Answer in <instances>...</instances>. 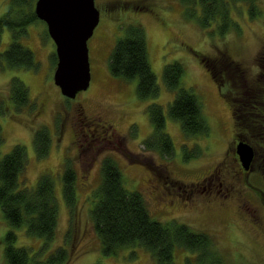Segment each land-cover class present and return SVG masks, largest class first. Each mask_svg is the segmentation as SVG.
<instances>
[{
	"label": "rangeland",
	"instance_id": "374dc122",
	"mask_svg": "<svg viewBox=\"0 0 264 264\" xmlns=\"http://www.w3.org/2000/svg\"><path fill=\"white\" fill-rule=\"evenodd\" d=\"M184 1L95 0L101 20L88 43L92 79L89 89L75 99L64 97L54 83L56 67L51 56L56 47L46 35L48 30L43 22L28 27L27 36L21 41L34 53L38 69L0 67V126L5 139L0 160L14 146H24L28 166L20 179L21 189L35 188L41 175L51 174L60 207L53 242L46 244L41 239L29 238L25 228L16 231L18 246L31 249V257L40 253L39 260L45 261L57 249L67 248L71 252L68 264H158L139 246L124 248L117 256L103 253L91 211L98 201L94 193L101 185V165L111 158L121 170L125 188L144 196L154 221L177 222L195 232L212 235L223 264H264V204L262 200L256 201L247 181L239 176L242 170L235 152L238 135L233 105L225 96L227 89L220 88L199 58V54L212 59L225 52L244 70L232 75L237 82L234 89L243 85L242 90H251L260 75L257 59L264 48V0L259 2L262 13L256 20L250 18L247 5L233 6L232 18L242 31H231L224 38L218 34V21L208 29L201 28L188 11L191 6ZM7 8L8 0H0V16ZM200 13L198 8L195 15ZM130 25L142 26L146 32L148 58L160 88L157 99L140 100L137 81L127 82L110 73L111 53ZM1 36L0 54L12 42L8 29ZM174 62L182 63L186 70L181 87L192 89L202 103L210 127L208 135L187 138L180 123L168 115L169 104L176 95L165 88L163 73L165 66ZM13 78L28 87L32 108L16 111L8 89ZM152 104L164 108L166 133L175 147L171 159L144 148L143 142L153 133L148 113ZM94 123L109 127L112 133L107 142L101 140L89 146L91 140L84 135L94 129ZM44 127L50 132L52 147L48 157L41 160L36 157L33 136ZM256 150L262 151L260 147ZM65 161H72L78 175L74 216L63 197ZM254 173L248 182L264 193V161L257 162ZM220 181L224 193L230 190L227 198L204 191L209 183ZM249 202L256 208L257 219L241 208L243 204L250 207ZM10 230L0 209V264H7L3 239ZM70 230L71 246L66 238ZM187 255L176 250L175 264H185Z\"/></svg>",
	"mask_w": 264,
	"mask_h": 264
},
{
	"label": "trees",
	"instance_id": "16d2710c",
	"mask_svg": "<svg viewBox=\"0 0 264 264\" xmlns=\"http://www.w3.org/2000/svg\"><path fill=\"white\" fill-rule=\"evenodd\" d=\"M37 0H8L7 11L0 16V46L2 32L8 29L12 34L9 48L0 54V67L11 70H37L34 53L23 46L22 39L27 29L42 22L35 13ZM184 1V0H182ZM191 7V17L197 18L203 29L219 22L218 34L224 38L231 31L241 34V27L231 15L233 6L245 4L249 16L256 20L261 15L260 0H185ZM200 16L197 17V9ZM44 23V22H43ZM48 37V31L46 33ZM199 58L210 71L220 88L227 89L225 96L233 105L237 135L240 140L251 141L256 150L255 161H264V48L257 59L260 75L250 90L234 89L233 74L244 71L242 66L225 52L216 58L200 55ZM57 66V56H51ZM185 67L180 62L166 65L163 73L165 88L176 95L169 104L168 115L180 123L187 138L208 135L210 127L206 120L200 99L193 90L181 87ZM110 73L127 82L137 81V96L140 100H154L160 96L157 76L148 58L146 32L142 26L130 25L124 38L117 41L110 56ZM241 74V73H240ZM10 99L16 111L32 108L28 87L18 78L8 85ZM247 91V92H246ZM148 113L153 133L144 142L145 150L157 152L171 159L175 147L166 133L164 108L157 104L149 105ZM134 133V132H133ZM5 139L0 126V147ZM33 145L38 159H46L51 152L52 139L48 128L35 132ZM187 150V149H186ZM187 154V153H186ZM189 155L185 159H189ZM257 159V160H256ZM28 166V153L24 146L16 145L11 152L0 160V209L11 230L3 239L4 257L7 264H68L71 252L59 248L45 261H40V253L33 254L31 249L18 246L16 231L26 229V236L41 239L46 244L54 241L60 215L56 197V186L51 174L40 176L35 188L20 187L21 176ZM63 173V197L71 216L77 204L78 175L72 161H65ZM260 190L258 187H256ZM261 194L264 195L263 191ZM98 200L91 211L96 234L102 244L103 253L117 256L124 248L141 247L150 253L158 264H175L176 250L188 253L185 264H223L215 239L206 232H195L189 226L177 222L161 223L151 218L144 196L140 192H130L124 186V179L117 163L107 158L101 165V185L94 193ZM72 230L67 234V245L71 246Z\"/></svg>",
	"mask_w": 264,
	"mask_h": 264
},
{
	"label": "water",
	"instance_id": "95a60500",
	"mask_svg": "<svg viewBox=\"0 0 264 264\" xmlns=\"http://www.w3.org/2000/svg\"><path fill=\"white\" fill-rule=\"evenodd\" d=\"M35 13L47 26L56 47L54 83L61 94L75 99L89 89L92 74L88 43L101 20L95 0H37ZM239 160L249 171L255 160L254 147L245 140L236 146Z\"/></svg>",
	"mask_w": 264,
	"mask_h": 264
},
{
	"label": "flooded vegetation",
	"instance_id": "af4514ba",
	"mask_svg": "<svg viewBox=\"0 0 264 264\" xmlns=\"http://www.w3.org/2000/svg\"><path fill=\"white\" fill-rule=\"evenodd\" d=\"M93 127H94V129L93 130H90L89 134L87 133V134L84 135L86 138H89V140H91L90 143H89V146L95 145L96 143H100L101 140H104V141L107 142L108 135L112 133V131L110 130V128L107 127V126L101 125L99 123L98 124L94 123ZM237 141H238L237 142V144H238L239 141H240V138L239 137H237ZM235 152H236V148H235ZM236 155H237V152H236ZM238 160H239V157H238ZM237 162L240 165V168L242 170V172H241V174L239 176L242 178V180H246L247 181L246 183H247L249 189H252L253 190V195L252 196H255L254 198H256V201L257 200H260V201L262 200L263 201V204H264V200H263L264 197H263V194H261L262 192H260V190H258L256 188V186H251V184L249 183L250 181L248 182V180L250 179L251 175H253V173H254V170H255L257 161L254 160V162L252 164V167H251V169L249 171H246L243 168L240 160L237 161ZM203 189H204V191H207L209 194H214V195H219V196L223 195V198H227L229 196V193L228 192H230V190L227 189V191L224 193L223 183L221 181L218 182V184H214V183H211L210 184L209 183V186H206ZM215 189H217V190L215 191ZM260 195L263 197V199L262 198H259ZM244 200H247V199H241L240 201L243 202ZM249 205H250V207H248L245 204H243L241 206V208L243 210L245 209V211L247 210L249 213H251L257 219L256 214H255V211H256L255 209L256 208L255 207H252L251 204H250V202H249ZM245 206H246V208H244Z\"/></svg>",
	"mask_w": 264,
	"mask_h": 264
}]
</instances>
